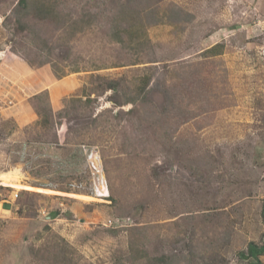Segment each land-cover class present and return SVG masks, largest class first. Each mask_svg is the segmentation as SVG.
<instances>
[{
	"label": "rangeland",
	"instance_id": "374dc122",
	"mask_svg": "<svg viewBox=\"0 0 264 264\" xmlns=\"http://www.w3.org/2000/svg\"><path fill=\"white\" fill-rule=\"evenodd\" d=\"M19 1L0 0V264H247L264 244V0H150L131 43L113 19L130 0H50L65 18L30 31Z\"/></svg>",
	"mask_w": 264,
	"mask_h": 264
},
{
	"label": "trees",
	"instance_id": "16d2710c",
	"mask_svg": "<svg viewBox=\"0 0 264 264\" xmlns=\"http://www.w3.org/2000/svg\"><path fill=\"white\" fill-rule=\"evenodd\" d=\"M50 0H20L19 3L17 4L16 8H15V17H16V23H18L19 28L23 31H30V29L33 28H41L42 26H46L47 22L49 21H53L54 23H56V20H61L62 18H65L64 13L62 11H58L56 10L57 7L53 6L50 4L49 2ZM141 1V4H144V8H141L140 6H136V4ZM150 0H130L127 1V5L125 7H122L121 10L119 11V15L118 17H114V22L115 25H119L121 22H123L124 24H122V29L123 31L127 32V34H120L118 31H115V35L116 37L118 36H123L126 35V38L124 39V42L126 43L128 41V43H131L133 38H137L140 39L138 35H140L141 33L137 31V29L139 28H145V20H143V17H148V3ZM159 2V0H158ZM135 5V7H134ZM173 13L172 15L174 16L175 14L180 15L179 13H177V9H173L171 10ZM87 17V16H85ZM30 18V20L28 19ZM121 18V19H119ZM149 18V17H148ZM119 19V20H118ZM160 18H158L155 21L156 23H159V21L161 22V20H159ZM124 20V21H123ZM81 23H83L81 21ZM154 24V25H155ZM66 25L69 26H74V27H69L71 28L72 31L75 30V32H78L77 30H79L78 33H82L84 32L87 27H90L91 25L89 24H83L82 26H80L79 22H69L66 23ZM57 27L54 28V32L55 35L57 37V40L61 43V44H67V42L69 41L70 38V34L68 33V28H65V23L64 21L59 22L58 24H56ZM139 27V28H138ZM35 34V33H34ZM68 38V39H67ZM38 40V39H37ZM39 40L45 44L43 46L45 47H50V41L48 38H44L41 36V38H39ZM143 43H146L145 41ZM140 45H142V42H139ZM219 47V46H217ZM217 47H213L211 49V52L214 51ZM52 51L54 50V48L52 47L51 49ZM9 60H7L6 62H4L3 64H6ZM10 64V61L7 63V65ZM5 66V65H4ZM2 65V72L6 75V76H10V73L6 72L5 67ZM188 80L187 77L184 76H179V83L178 86L183 88L184 83ZM190 80V79H189ZM197 79H193V86L196 84ZM146 82V81H145ZM181 90H179L180 92ZM43 93V92H42ZM41 94V93H40ZM37 96V95H36ZM38 97V96H37ZM49 110L47 109V111L50 113V116L53 117V108L51 107V105H48ZM34 145V144H33ZM18 148H22L21 150H24V148L27 147H31V144H22L20 146H16ZM22 153V156H24V151L23 152H19ZM110 198V197H109ZM108 198V199H109ZM263 218H264V209H263ZM48 244H46V249H47ZM49 250H45V251H40L38 250L37 252L33 253L36 257L37 254L38 255H42V252H48ZM264 255V244L262 246H258L255 243H249L248 247H247V253L245 254H241V256L243 257L244 260H248L247 264H262V261L260 260V257Z\"/></svg>",
	"mask_w": 264,
	"mask_h": 264
},
{
	"label": "built area",
	"instance_id": "2783aa9c",
	"mask_svg": "<svg viewBox=\"0 0 264 264\" xmlns=\"http://www.w3.org/2000/svg\"><path fill=\"white\" fill-rule=\"evenodd\" d=\"M8 49L4 50V51H0V61H4L6 59V55H7ZM4 80V78L2 76H0V81ZM6 103H4L1 99H0V121L3 117L4 111H7L8 107H5ZM95 193L96 196L100 197V198H105L107 199L109 197L108 193H104L103 189H100L99 186L95 187ZM120 221V219H116L114 221L109 220V226H112L114 223H118Z\"/></svg>",
	"mask_w": 264,
	"mask_h": 264
},
{
	"label": "crops",
	"instance_id": "0c3cea01",
	"mask_svg": "<svg viewBox=\"0 0 264 264\" xmlns=\"http://www.w3.org/2000/svg\"><path fill=\"white\" fill-rule=\"evenodd\" d=\"M12 111H13V110H12ZM12 111H11V112H12ZM11 112H10V111L7 112V116H8V115H9V116H12ZM6 203H7V204H3V206H4L5 208H3L2 211L9 212V211L12 210L13 207H11V204H10L9 202H6ZM263 205H264V201H263ZM260 260H261V259H260Z\"/></svg>",
	"mask_w": 264,
	"mask_h": 264
},
{
	"label": "bare ground",
	"instance_id": "6f19581e",
	"mask_svg": "<svg viewBox=\"0 0 264 264\" xmlns=\"http://www.w3.org/2000/svg\"><path fill=\"white\" fill-rule=\"evenodd\" d=\"M3 178L5 179V185H10L9 181L7 182V180L9 179V175H5L3 176Z\"/></svg>",
	"mask_w": 264,
	"mask_h": 264
}]
</instances>
